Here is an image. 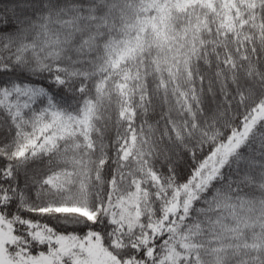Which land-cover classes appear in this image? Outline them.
<instances>
[{
    "label": "snow or ice",
    "instance_id": "1",
    "mask_svg": "<svg viewBox=\"0 0 264 264\" xmlns=\"http://www.w3.org/2000/svg\"><path fill=\"white\" fill-rule=\"evenodd\" d=\"M0 264H264V0H0Z\"/></svg>",
    "mask_w": 264,
    "mask_h": 264
}]
</instances>
